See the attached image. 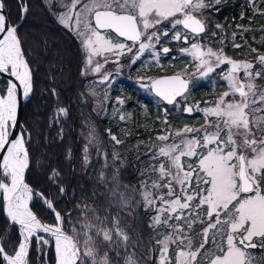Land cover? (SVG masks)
<instances>
[{"label": "snow or ice", "instance_id": "obj_1", "mask_svg": "<svg viewBox=\"0 0 264 264\" xmlns=\"http://www.w3.org/2000/svg\"><path fill=\"white\" fill-rule=\"evenodd\" d=\"M224 2L46 0L50 11L54 3L61 9L56 19L81 42L82 75L100 74L109 63L118 66V74L122 57L136 64L146 52L160 66L161 55L167 57L172 51L161 44L168 38L188 45L179 52L191 58L195 72L149 78L141 87L179 109L197 74L208 77L219 68L226 84L211 104L195 106L204 117L200 128L185 126L173 132L165 127L153 140L137 142L138 151L144 145L142 155L149 163L138 170L141 179L135 186L121 180L126 158L114 151L110 163L107 153L99 150L93 126L86 137L82 165L87 169L92 164L91 147L97 148L103 164L92 192L76 201L73 220L72 212L58 211L52 199L25 182L30 153L25 134L17 135L18 95L22 91L25 99L30 96L33 79L18 27L9 22L5 0H0V77L8 78L0 87V196L6 217L11 226H18L20 237L9 248L0 236V264H30L33 244L37 258H44L42 264H47L51 248L55 264H264V82L258 83L264 81V54L251 49L256 53L254 60H235L222 48L214 50L202 43L208 39V15L219 12ZM246 3L254 16L264 17L258 0ZM18 10L24 19L29 11L25 0H18ZM236 27L241 36L250 31L244 25ZM232 35L235 40L236 33ZM233 47L241 45L233 43ZM112 76L105 71L99 83L111 87ZM90 94L97 95L94 89ZM104 96L107 99V91ZM116 103L123 106L125 101L117 98ZM183 111L192 114L194 108L185 104ZM58 113L68 115L65 108ZM167 117L165 109L162 125H169ZM119 119L124 121L126 116L120 114ZM108 135L116 145L123 143L110 130ZM136 159L141 161V155ZM49 179L60 195L67 194L58 169H51ZM35 196L53 213V224L43 222L29 207ZM144 213L146 228L151 230L147 242L141 224ZM254 249L260 250L259 257Z\"/></svg>", "mask_w": 264, "mask_h": 264}, {"label": "trees", "instance_id": "obj_2", "mask_svg": "<svg viewBox=\"0 0 264 264\" xmlns=\"http://www.w3.org/2000/svg\"><path fill=\"white\" fill-rule=\"evenodd\" d=\"M25 2L29 7V11L22 21L18 10V0H5L10 22L15 25L22 22L18 28V34L33 74V93L25 107L24 132H22L25 136H30L31 139L28 145L30 167L27 171L26 183L35 192L44 193L52 199L58 211L62 213L65 210L72 212L73 220H75V203L92 192L95 177L103 164L102 159L97 155V148H93L90 151V155L95 154L94 157L90 156L92 164L87 169L83 167L82 157L85 139H83V134L81 135V121L86 119L85 117H89L98 128L97 136L102 139L103 143L101 145L106 148L110 163H113L111 155L114 151L119 152L122 157L126 158L127 165L121 169V180L123 183L135 186L138 185L141 179L138 170L146 168L149 163L148 157L142 155L146 150L144 145H139L138 151L137 142L150 141L157 135L162 134L163 128L166 126L162 125L160 121L164 116L165 109H168L169 114L170 106L157 97L159 102H155V96L150 92L153 96L152 99L138 97L146 106L147 113L145 116L142 115L144 110L131 103L129 108H133L132 112L134 113L131 121L123 125L109 121L108 116L111 111L107 103L104 109L102 107L103 110L100 111L97 97H88L87 103L82 101L80 97L81 85L78 81L79 71L69 68L62 82L59 81L61 70L66 65L72 64V61L68 58L67 47L69 44L65 42L62 27L56 16L49 10L45 0H25ZM55 53L56 55H54ZM178 62L180 63V60ZM133 70L140 71V69ZM166 70H169V68H166ZM89 80L94 82L92 78H89ZM1 82L6 83L5 80ZM127 82L123 83L126 95H138L135 86ZM90 87L96 92L99 91V87L95 83H90ZM53 89H55L56 95H53ZM203 94L197 93V97L205 100L207 97H201ZM132 98L137 97H130V99ZM111 99L113 100V97ZM59 108H65L69 111V117L61 119V124L54 120V112ZM93 109H97V111ZM198 118L200 119L199 123L192 128H198L204 124V119L201 116ZM109 130L123 143L116 145L111 141L108 135ZM70 153L71 156L69 157ZM138 154L141 155V161L136 159ZM53 168L58 169L62 174L65 186L68 189L66 195H60L56 184L49 179L50 171ZM73 193H75V196H73ZM31 210L43 222L54 223V215L43 203L41 197H34ZM143 216L145 219L141 220V224L145 228L144 239L147 242L151 230L146 228L147 213H144ZM129 219L131 218L129 217ZM0 227L3 233L0 236H4V243L9 248L19 242L18 228L11 226L7 221L2 199H0ZM66 227L70 231V226L66 225ZM152 246L155 247L154 241H152ZM52 253L51 260L55 261L54 252ZM156 254V252L153 253L154 256ZM29 256L30 264H36L35 244L32 245Z\"/></svg>", "mask_w": 264, "mask_h": 264}, {"label": "rangeland", "instance_id": "obj_3", "mask_svg": "<svg viewBox=\"0 0 264 264\" xmlns=\"http://www.w3.org/2000/svg\"><path fill=\"white\" fill-rule=\"evenodd\" d=\"M45 2H46V0H45ZM51 11L55 15V13L61 11V9L54 3L52 5ZM61 27H62V33L65 36V42L69 44L67 47V51L69 52L68 58L72 61V64L66 65L65 68H63L61 70L59 81L62 82L63 77L69 68H71L74 71H79L80 77H78V81H79V85H81L80 97H81L82 101L84 103H87L88 97H97V100L100 102V104H99L100 111L104 109V106H106L105 104L107 103V106L111 111L109 116H108L109 121L117 122V123H119V125H123L124 123H128L129 121H131L132 118L134 117V113L132 112L133 108L132 109L129 108V105L131 103L135 104L136 107L144 110L142 115L145 116L147 113L146 112V106H145L143 101L138 99V97H148V98L152 99L153 96L150 93L152 91H150V89H148V88L141 87V84L147 83L149 78H156V76H159V73H161V72L165 73V71H166L165 69H163V70L160 69L162 67L163 59L165 58V56L161 55L160 66H156L153 58L150 55V53L146 52L144 54V56L142 57L141 61H137L136 64H129L128 58L122 57L120 60V64L122 65V67L119 68L118 74H117V67L118 66L115 64L109 63V64L105 65L104 69H102V72L100 74H91L90 73L88 75H82V72L85 70V53L82 49L81 42H80V40L77 39V37L72 32H70L68 29L64 28L62 25H61ZM170 36H171V32H170ZM165 39L166 38H164L161 41V43L164 42ZM169 42H171V41L169 40ZM172 42H176V41H172ZM159 47H160V45H157V48H159ZM54 55H56V53ZM182 57H186V56H182ZM25 58H26V56H25ZM172 61L173 60H171L170 62H172ZM178 61L179 60L174 61V64L176 65V67L178 69L177 71H179L178 73H183L185 70H187V73H189V74L193 73L192 69H187L185 67L181 70L180 65L177 66L178 64H180ZM135 67H138V68H136V70L140 69V71H134L133 69ZM157 70H159V72H156ZM105 71H110L113 73V76L111 78L112 79L111 87H108V85H106V84L99 83L100 76H102ZM155 72L157 74H155ZM89 78H92L94 80V82L93 81L90 82ZM141 78H143V81ZM186 78H188V77H186ZM32 79H33V77H32ZM125 81H128L127 83H131L133 86H135V90H137L138 95H136V96L130 95V94L126 95L125 88L123 86V83H125ZM90 83H95L99 87V91L98 92L95 91L97 93L96 96H92L90 94V90H91ZM199 85H201V83L199 82L198 77L192 78L191 90H190V95L188 96V99L186 101L181 100L179 109L174 108L173 106L169 107L170 111H169V114L167 117L168 121H169V125L166 126V127H168L169 131L174 132L175 130L182 129L185 126L192 128L193 126H195V124L199 123V121H200V119L198 118L199 116H201L204 119L203 114L200 112H196V111H195V113L198 114L197 116H195L193 118H187L186 115L184 114V111L180 109L183 106V103H188L189 105L193 106L194 110H195V106L197 104H199L201 108L207 106L205 104V102H207L206 99H209L211 97L212 91L204 92L202 97L203 98L207 97V98L203 101V104H200L202 102H195L193 99V97H195L193 90L195 87H198ZM4 86H5V84L0 82V87H4ZM105 87H106V90H105ZM103 88H104V90H103ZM105 91L108 92V96H107L108 98L107 99H105V96H104ZM216 92H217V90L214 87L213 88V94ZM152 94L155 96V94L153 92H152ZM111 97H113V100L111 99ZM123 97H129V98L125 99ZM130 97H137V98L130 99ZM117 98L125 101L123 106L116 103ZM154 101L159 102V100L156 97H154ZM97 104H98V102H97ZM209 104H211V103H209ZM102 107H103V109H102ZM67 112H68V115L63 116V115H60L58 113V110H56L54 112V120H56L59 124H61V119H67V117H69L68 109H67ZM120 114H124L126 116V119L124 121H121L119 119ZM85 118L86 119H83L81 121V135L83 134V139H85L84 141L86 144L87 143L86 137H87L89 131L91 130V128L95 125L93 124V122L91 121V119L89 117H85ZM145 125H146V123H145ZM198 128H200V127H198ZM95 130H96V133L99 132L98 128H96V126H95ZM23 132H24V130H23ZM26 139L28 141V143L26 144V147H28V145L31 142L30 136L26 135ZM99 141H100V145H99L100 149L99 150L102 153L103 152L107 153L106 148L105 147L103 148V146L101 145L103 143L101 137L99 138ZM93 148H96V147H91L90 151ZM107 155H108V153H107ZM68 156L70 157L71 153ZM90 156H92V155H90ZM94 156H95V154H93L92 157H94ZM100 158L102 159L101 156H100ZM102 161H103V159H102ZM197 227H199V225ZM1 234L3 235L2 228L0 227V235ZM31 249H32V247H31ZM52 252H54V248H51L48 250L47 257H46L47 264H55V261L51 260L52 254H53ZM54 255H55V252H54ZM43 259H44L43 257H41L39 259L37 258L36 264H42Z\"/></svg>", "mask_w": 264, "mask_h": 264}, {"label": "flooded vegetation", "instance_id": "obj_4", "mask_svg": "<svg viewBox=\"0 0 264 264\" xmlns=\"http://www.w3.org/2000/svg\"><path fill=\"white\" fill-rule=\"evenodd\" d=\"M258 3H261L264 6V0H258ZM220 11H213L210 15H208L207 23H208V39L202 41V43L206 44L209 47H212L214 50L223 49L224 53L235 60H254L256 57V53L252 52L251 49H256L260 54H264V17L259 15H253L252 9L246 3V0H225L220 6ZM241 13H244V19H241ZM252 23H249V21ZM217 24L223 26L222 30L216 27ZM236 25H244L247 28H250V31L244 32L241 36L240 29L236 27ZM236 33L235 40H233V33ZM212 33H216L215 36H212ZM170 36V33H169ZM130 43V42H129ZM233 43L241 45L240 48H234ZM163 46H167L171 48V52L167 57L163 59L161 70L169 68L165 73H159V76L156 78L164 77V76H172L178 73L177 67L174 64L175 60H180V68L181 70L185 67L187 69H192L195 72L194 62L191 61L190 57H182L179 52L180 47H187L188 45H183L179 42H169V39L166 38L164 42H162ZM179 53V54H178ZM163 56V55H162ZM173 60L172 62H170ZM168 62V63H167ZM227 68V66H223ZM156 72H159L157 70ZM155 72V74H157ZM167 72V73H166ZM201 85L195 87L193 93L195 97L193 99L195 102H202L203 99H199L197 97V93H204L206 91H212V95L209 99H206L207 102L211 103L215 101L219 94L226 90V84L222 80L221 77V69H217L215 72L211 73L208 77H200L197 76ZM264 81H258V83ZM216 88L217 92L213 94V88ZM191 90V84L190 88ZM156 97V96H155ZM202 97V96H201ZM185 104L180 108L183 110ZM191 106V105H190ZM193 107V106H192ZM195 113L192 117L197 116ZM258 257L261 255L259 249L251 250Z\"/></svg>", "mask_w": 264, "mask_h": 264}, {"label": "water", "instance_id": "obj_5", "mask_svg": "<svg viewBox=\"0 0 264 264\" xmlns=\"http://www.w3.org/2000/svg\"><path fill=\"white\" fill-rule=\"evenodd\" d=\"M5 11L7 12V10H6V7H5ZM8 13V12H7ZM24 20V19H23ZM9 22H10V20H9ZM11 23V22H10ZM19 26H20V24L19 25H17V27L19 28ZM23 49V48H22ZM24 52V51H23ZM26 59V58H25ZM30 67V66H29ZM31 70V69H30ZM1 79H8L7 77H0ZM18 83V82H17ZM31 95H32V93L30 94V96L27 98V99H25L24 97H23V95H22V91L20 92V94L18 95V125H19V131H18V133H17V135H19V133H21L22 132V130H23V120H24V115H25V107H26V104H27V102H28V100H29V98L31 97ZM164 102V101H163ZM165 103V102H164ZM166 104V103H165ZM167 105V104H166ZM184 114L185 115H187V116H192L193 114H194V111H193V113L192 114H188V113H186V112H184ZM0 155H3V154H0ZM27 171H28V169H26V171H25V182H26V175H27ZM4 215H5V217H6V213L4 212ZM6 219H7V217H6ZM7 221H8V219H7ZM9 222V221H8ZM15 227H17L18 228V226H15Z\"/></svg>", "mask_w": 264, "mask_h": 264}, {"label": "bare ground", "instance_id": "obj_6", "mask_svg": "<svg viewBox=\"0 0 264 264\" xmlns=\"http://www.w3.org/2000/svg\"><path fill=\"white\" fill-rule=\"evenodd\" d=\"M0 79H1V78H0ZM0 197H2V196H0ZM32 202H33V201H31L30 204H29V207H30V208H31V204H32Z\"/></svg>", "mask_w": 264, "mask_h": 264}]
</instances>
